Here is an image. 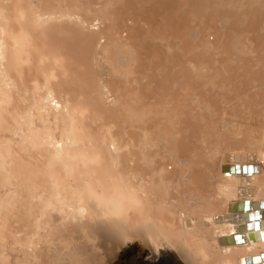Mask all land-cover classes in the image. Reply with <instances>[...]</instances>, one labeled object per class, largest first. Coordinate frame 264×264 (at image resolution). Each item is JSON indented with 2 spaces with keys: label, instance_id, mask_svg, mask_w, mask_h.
I'll list each match as a JSON object with an SVG mask.
<instances>
[{
  "label": "bare ground",
  "instance_id": "6f19581e",
  "mask_svg": "<svg viewBox=\"0 0 264 264\" xmlns=\"http://www.w3.org/2000/svg\"><path fill=\"white\" fill-rule=\"evenodd\" d=\"M0 264H264V0H0Z\"/></svg>",
  "mask_w": 264,
  "mask_h": 264
},
{
  "label": "rangeland",
  "instance_id": "374dc122",
  "mask_svg": "<svg viewBox=\"0 0 264 264\" xmlns=\"http://www.w3.org/2000/svg\"><path fill=\"white\" fill-rule=\"evenodd\" d=\"M168 1V0H166ZM168 6V2H165L163 4V8L166 10ZM137 8V7H136ZM135 8V9H136ZM163 10V9H162ZM121 13H122V8H121ZM133 13V12H132ZM122 15L120 14L119 17H121ZM165 16V17H164ZM163 21H165L166 26H163L161 28H156V29H152V32L150 33V35L152 37H156V36H163L165 34H167V32H171V36H172V40H171V45L172 47H176L179 43H180V38L179 35H181V33H179L184 27H185V23H181L179 21H177V19L175 18V16L172 13H163ZM168 24V26H167ZM144 29L143 27H140L136 33L134 34V38H133V43L134 46L137 48V50L140 49V45H146V47H152V44L154 42V40H151V36L148 37H144ZM193 35V34H192Z\"/></svg>",
  "mask_w": 264,
  "mask_h": 264
}]
</instances>
